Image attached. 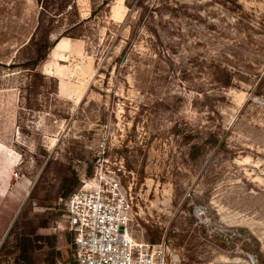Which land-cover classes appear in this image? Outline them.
I'll return each instance as SVG.
<instances>
[{
  "label": "rangeland",
  "instance_id": "374dc122",
  "mask_svg": "<svg viewBox=\"0 0 264 264\" xmlns=\"http://www.w3.org/2000/svg\"><path fill=\"white\" fill-rule=\"evenodd\" d=\"M139 1L0 0V264H71L99 166L171 264H264V0Z\"/></svg>",
  "mask_w": 264,
  "mask_h": 264
},
{
  "label": "built area",
  "instance_id": "2783aa9c",
  "mask_svg": "<svg viewBox=\"0 0 264 264\" xmlns=\"http://www.w3.org/2000/svg\"><path fill=\"white\" fill-rule=\"evenodd\" d=\"M104 152L105 143H100ZM102 166L92 177H83L80 188L64 202V222L72 234L71 264H171L164 240L137 238L130 224L128 205L118 175Z\"/></svg>",
  "mask_w": 264,
  "mask_h": 264
},
{
  "label": "trees",
  "instance_id": "16d2710c",
  "mask_svg": "<svg viewBox=\"0 0 264 264\" xmlns=\"http://www.w3.org/2000/svg\"><path fill=\"white\" fill-rule=\"evenodd\" d=\"M39 1V3H40V5H41V7H42V9H45V2L47 1V0H38ZM106 1V0H105ZM126 1H128V0H126ZM134 1L135 0H132V2L129 4L128 2H127V6L129 7V8H131L132 7V4L134 3ZM66 2H68V0H55V4H56V13H54L55 15H58V14H63V12L65 11V9H66ZM139 0H137V1H135V3H134V6H133V8L131 9V10H133L135 7H137L138 5H139ZM68 7H69V9H71L72 8V5H68ZM84 20H86V19H82V20H78V21H76V22H73L72 23V25H70L69 26V28L67 29V30H70V29H72V28H75V27H77L78 25H80L82 22H84ZM67 31L65 30L60 36H67L65 33H66ZM69 37V36H68ZM45 40L46 41H48V37H46L45 38ZM53 45H54V43L53 44H48V47L50 48V50L52 49V47H53ZM50 50H49V52H50ZM49 54V53H48ZM45 58V56L44 55H38L34 60H32V61H30V63L31 64H34V66H36L38 63H39V61H41V60H43ZM213 62H212V64L213 63H215V61L216 60H212ZM220 65L221 64H214L213 65V67H212V69L210 70V74H211V76H216V74L221 70L222 72H225V76H226V80H224V81H220V80H217V81H219V83H220V86H223V87H228V86H230L231 85V83H232V79H233V75H232V73H230V72H227V69L224 67H222V69H220L221 67H220ZM263 84H264V75L263 76H261V78L259 79V81H258V83L256 84V86H255V89L257 88H263ZM24 252H25V250H24ZM23 260H25V258L23 257ZM25 261H27V260H25ZM30 262L28 261V263L27 264H29Z\"/></svg>",
  "mask_w": 264,
  "mask_h": 264
},
{
  "label": "bare ground",
  "instance_id": "6f19581e",
  "mask_svg": "<svg viewBox=\"0 0 264 264\" xmlns=\"http://www.w3.org/2000/svg\"><path fill=\"white\" fill-rule=\"evenodd\" d=\"M59 42V40L57 41V43ZM70 53V52H69Z\"/></svg>",
  "mask_w": 264,
  "mask_h": 264
}]
</instances>
